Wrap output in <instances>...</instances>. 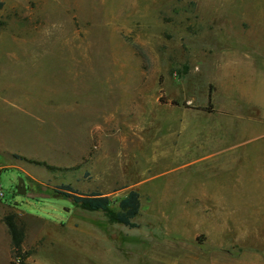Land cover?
I'll return each instance as SVG.
<instances>
[{
  "label": "rangeland",
  "instance_id": "1",
  "mask_svg": "<svg viewBox=\"0 0 264 264\" xmlns=\"http://www.w3.org/2000/svg\"><path fill=\"white\" fill-rule=\"evenodd\" d=\"M1 2L0 264H264V0Z\"/></svg>",
  "mask_w": 264,
  "mask_h": 264
},
{
  "label": "trees",
  "instance_id": "2",
  "mask_svg": "<svg viewBox=\"0 0 264 264\" xmlns=\"http://www.w3.org/2000/svg\"><path fill=\"white\" fill-rule=\"evenodd\" d=\"M2 6L3 2H0V9ZM212 99L213 95L211 92L209 94V100L212 101ZM162 101L165 100L162 99ZM172 103L178 104V101L173 100ZM54 190L65 198L71 199L74 205L89 211L105 212L108 220L112 223H120L129 227L138 226L136 218L140 215L142 200L141 194L137 190H131L126 195L119 198H111L110 196L103 195L96 191L87 194L80 193L71 184H61L55 187ZM5 223L12 236V245L14 249L20 251L24 236L23 231L11 217H6ZM21 262H23L22 258Z\"/></svg>",
  "mask_w": 264,
  "mask_h": 264
},
{
  "label": "water",
  "instance_id": "3",
  "mask_svg": "<svg viewBox=\"0 0 264 264\" xmlns=\"http://www.w3.org/2000/svg\"><path fill=\"white\" fill-rule=\"evenodd\" d=\"M17 192L21 195H26L28 193V187L25 177H19L17 184Z\"/></svg>",
  "mask_w": 264,
  "mask_h": 264
},
{
  "label": "built area",
  "instance_id": "4",
  "mask_svg": "<svg viewBox=\"0 0 264 264\" xmlns=\"http://www.w3.org/2000/svg\"><path fill=\"white\" fill-rule=\"evenodd\" d=\"M1 172H2V168L0 167V200H2V198L5 196V190L1 183ZM20 262H21V258L18 257L16 261L14 262V264H20Z\"/></svg>",
  "mask_w": 264,
  "mask_h": 264
},
{
  "label": "crops",
  "instance_id": "5",
  "mask_svg": "<svg viewBox=\"0 0 264 264\" xmlns=\"http://www.w3.org/2000/svg\"><path fill=\"white\" fill-rule=\"evenodd\" d=\"M23 147H25V146H23ZM0 149H10V150H14V149H17V147L16 148H12V147H10V146H8V145H4V144H2L1 142H0ZM22 150L24 151V148H22Z\"/></svg>",
  "mask_w": 264,
  "mask_h": 264
}]
</instances>
